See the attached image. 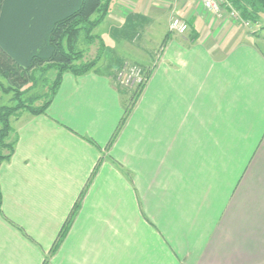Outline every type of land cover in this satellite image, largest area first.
I'll list each match as a JSON object with an SVG mask.
<instances>
[{
  "label": "crops",
  "instance_id": "obj_1",
  "mask_svg": "<svg viewBox=\"0 0 264 264\" xmlns=\"http://www.w3.org/2000/svg\"><path fill=\"white\" fill-rule=\"evenodd\" d=\"M162 8L148 44L150 29L127 22ZM174 16L185 33L169 30ZM107 20L111 36L129 28L121 42L96 32ZM94 32L137 59L64 72L44 113L11 117L0 264H264V16L245 25L199 0H112ZM127 60L148 77L112 139L131 97L115 80ZM10 97L0 89V104Z\"/></svg>",
  "mask_w": 264,
  "mask_h": 264
},
{
  "label": "trees",
  "instance_id": "obj_2",
  "mask_svg": "<svg viewBox=\"0 0 264 264\" xmlns=\"http://www.w3.org/2000/svg\"><path fill=\"white\" fill-rule=\"evenodd\" d=\"M111 1L0 0V77L5 81L0 80V89L11 96L10 102L0 104V164L14 152L16 137L10 135L11 117L22 110L33 115L44 113L64 72L80 75L96 65L104 43L94 29L104 19ZM228 1L249 23L255 24L264 16V0ZM80 39L85 47L95 40L99 41L100 46L94 57L84 59L86 48L80 47ZM47 70L55 71L47 90L41 94L34 91L29 93L37 85L38 77ZM145 76L147 79V71ZM142 86L138 85L137 91L131 95L112 139L125 121ZM39 98H43L42 102L35 104ZM1 204L0 187V208ZM77 208L76 202L49 252L58 247Z\"/></svg>",
  "mask_w": 264,
  "mask_h": 264
},
{
  "label": "rangeland",
  "instance_id": "obj_3",
  "mask_svg": "<svg viewBox=\"0 0 264 264\" xmlns=\"http://www.w3.org/2000/svg\"><path fill=\"white\" fill-rule=\"evenodd\" d=\"M126 5L130 6V4H126ZM164 12H166V11L164 8H162V10L159 14V17L154 18V16H152L153 21H150V22L146 19L139 21L138 19L131 17L130 20H128L127 24H129V22H132V24H134V26L139 27L140 31H141V28L150 29L149 32L151 34L149 37V41H147V43L153 44L155 42V40L158 38V36L160 35V33L162 32V29L164 27V17L161 18V16H163L165 14ZM148 16H150V15H148ZM262 23H263V21H262ZM110 24H111V22L109 20L104 21V23H102L99 26V29L96 32H99L100 35L102 34L104 39L107 40L109 43L111 42L112 38H115L116 40L121 42L124 39V37L126 36L127 32L129 31V28L127 27V25H125V27H123V28L119 27L120 29H117L114 36H111V32H108L106 29ZM139 41H141V42H138V43H140V46H142L143 41L142 40H139ZM79 42L82 43V46H80V47L84 48L85 44L83 43V41H81V39H80ZM80 43H79V45H80ZM110 45H111V43H110ZM132 48L133 47H131L130 49L128 48L126 50H123V49H120L118 46H115V45L114 46H107L106 48H104L102 50V52L100 54L99 63L96 66V68H99V69L104 68L106 66L107 62L114 59L115 56H117L116 59H118V60H122V59H135L136 60L137 59V56H136L137 53L135 51L131 50ZM93 50H94V48L91 50V52L95 53V52H93ZM137 61H139V60H137ZM127 62L139 65V63H136L133 61L127 60ZM140 67L142 68V70L144 72L146 71L142 66H140ZM118 68L116 69V72H117ZM116 72H115V77H116ZM36 74L38 75L39 71H37ZM54 75H55L54 70H47L46 72H44L43 75L38 77V82H37V85L35 86V88H33L29 93H31L33 91L36 92L37 94H41V93L45 92L47 90L49 83L54 78ZM0 80L5 82L1 77H0ZM115 80L120 87L125 88L126 90L129 91L128 94L132 95L138 89V87L136 85L128 87V86L120 84L116 78H115ZM42 100H43V98H39L35 103L40 104L42 102Z\"/></svg>",
  "mask_w": 264,
  "mask_h": 264
},
{
  "label": "built area",
  "instance_id": "obj_4",
  "mask_svg": "<svg viewBox=\"0 0 264 264\" xmlns=\"http://www.w3.org/2000/svg\"><path fill=\"white\" fill-rule=\"evenodd\" d=\"M203 8L210 14L221 16L226 14L229 18L239 20L248 25L249 21L242 19L239 12L228 0H199ZM188 29V23L185 19L174 16L169 22V30L178 34H183ZM117 81L125 86H138L146 80L145 72L139 65L125 61L117 70Z\"/></svg>",
  "mask_w": 264,
  "mask_h": 264
}]
</instances>
